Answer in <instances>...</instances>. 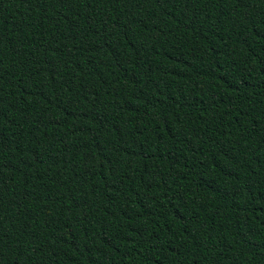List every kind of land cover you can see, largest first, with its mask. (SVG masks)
<instances>
[{
  "label": "trees",
  "instance_id": "16d2710c",
  "mask_svg": "<svg viewBox=\"0 0 264 264\" xmlns=\"http://www.w3.org/2000/svg\"><path fill=\"white\" fill-rule=\"evenodd\" d=\"M0 264H264V0H0Z\"/></svg>",
  "mask_w": 264,
  "mask_h": 264
}]
</instances>
